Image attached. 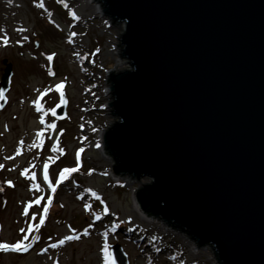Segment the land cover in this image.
<instances>
[{
    "label": "water",
    "instance_id": "water-1",
    "mask_svg": "<svg viewBox=\"0 0 264 264\" xmlns=\"http://www.w3.org/2000/svg\"><path fill=\"white\" fill-rule=\"evenodd\" d=\"M98 1L125 24L131 66L108 74L111 172L150 178L135 194L141 212L210 245L220 264H264V0ZM55 111L63 119L65 104ZM110 253L127 264L119 245Z\"/></svg>",
    "mask_w": 264,
    "mask_h": 264
},
{
    "label": "rangeland",
    "instance_id": "rangeland-1",
    "mask_svg": "<svg viewBox=\"0 0 264 264\" xmlns=\"http://www.w3.org/2000/svg\"><path fill=\"white\" fill-rule=\"evenodd\" d=\"M40 3L44 4L43 8L39 7ZM83 3L99 7L101 12L79 17L85 13V6L75 8V0L71 4L68 0H0V77L3 59L11 64L12 70L5 104L0 109V164L4 165L0 169L3 189L0 191V243L12 244L22 239L25 233L20 229H27L29 223L38 224L48 197H52L45 223L31 234L39 240L32 241L30 237L32 246L27 253L0 251V264H23L33 256L36 264H106L102 251L105 244L109 253L111 246L119 245L127 264H185V260L177 259L179 253L185 252L182 246L185 241L193 244V254L200 255L197 264H220L210 245L197 244L172 224L143 212L139 213L137 223L128 217L136 192L150 184L151 179L113 175L111 168L116 164L101 142L103 132L119 121L113 116L112 105L107 104L114 101L108 74L131 70L129 61L121 56L119 43L125 24L104 14L98 0ZM72 12L79 19H74ZM72 33L76 35L73 37ZM4 38L9 40L7 45L3 43ZM70 38L78 46L69 43ZM49 55L53 56L51 62L47 60ZM49 70L54 75H49ZM61 82L65 84L67 101L64 118L59 120L51 114L50 110L60 102L59 93L52 90L40 100L48 112L45 124L41 125L42 113L35 110L33 101L40 92L54 89ZM74 89L80 99L75 97ZM98 95H102V100L96 103ZM47 124H55L56 129H47ZM40 130H44L43 144L29 147L33 142L39 144L36 134ZM57 138L63 155L52 151ZM21 140L24 141L22 154L16 156ZM81 148L83 152L77 165L76 153ZM13 156L14 159H6ZM46 162L53 185L62 169L78 167L79 170L59 183L52 193L43 177ZM25 168L30 169L29 175L35 173V180L20 175ZM34 184L41 191L32 188ZM93 191L100 200L92 195ZM41 196L44 199L36 205L34 201ZM29 202L32 207L26 217L22 212ZM85 204L91 208L86 210ZM105 207L109 210L107 213ZM97 215L99 220L95 218ZM149 224L168 232L167 239L153 230L152 233ZM72 234L81 238L66 241L57 248L49 247ZM44 248H48L46 253L41 251ZM33 252L36 254L32 255ZM108 264H111V253Z\"/></svg>",
    "mask_w": 264,
    "mask_h": 264
},
{
    "label": "snow or ice",
    "instance_id": "snow-or-ice-1",
    "mask_svg": "<svg viewBox=\"0 0 264 264\" xmlns=\"http://www.w3.org/2000/svg\"><path fill=\"white\" fill-rule=\"evenodd\" d=\"M10 2H11V0H10ZM60 2H63V0H60ZM64 6L68 7L67 4H64ZM39 7L43 8L44 4L40 3ZM71 15L73 16L74 19H78V17L76 16L75 12H72ZM19 31H26V30L25 29H19ZM75 35H76V33H72L73 37ZM71 42H72V40L70 38L69 39V43H71ZM3 43L5 45H7L9 43V40L7 38H4ZM47 60L49 62H51L53 60V56L52 55L47 56ZM49 75H54V73L51 70H49ZM64 88H65V84L63 82H61V83L56 84L54 89H45L42 92H40V90H37L38 92H40V95L38 96V98L36 100L33 101V105L35 107V110L38 113H42V115L39 118V123L41 125L45 124V116L48 115V112L44 110L42 104L40 103V100L43 98V96H46L49 91L54 90L55 92L59 93V95H60V104L57 105V107H60L61 105L67 103V101L65 100V96H64V91H63ZM3 100H5V95H4V92L2 90H0V101H3ZM2 106L3 105L0 104V107H2ZM50 111H51V114L53 116H55V114H56L55 108L51 109ZM47 129L55 130L56 129V125L55 124H47ZM36 135H37L39 144H37V142H33V144L30 145L29 147L34 148V147H37V146H40V145L43 144V139L42 138L44 136V130H40L39 132H37ZM23 146H24V141L23 140L19 141V147L17 148L16 153H15L16 156H19V155L22 154L21 149L23 148ZM97 147H99V145H97ZM52 151L53 152H57L58 151L61 155L64 154V150L59 147V139L58 138H57L56 144L52 148ZM81 152H83L82 148L79 149L77 151V153H76L77 165H79V162H80V154H81ZM14 158H15V156L6 157V159H14ZM48 160L49 161L53 160V157H51V156L48 157ZM3 167H4V165L0 164V169H2ZM48 169H49V164L46 162L44 164V166H43V177H44V181L48 184V187L51 189L52 193L56 192L57 185L59 183H62L64 180L68 179L69 176L72 173H75V172H77L79 170L78 167H71V168L62 169L60 171V173H59V179L57 180L56 185H53L51 183V181H49ZM29 173H30V169L25 168L24 170L21 171L20 175L24 176L26 178H29L30 180H35L36 179L35 173H32L31 175H29ZM7 183L9 184V186H13L11 181H8ZM32 188H34L37 192L41 191V188H40V186L38 184L32 185ZM0 191H3V189L0 188ZM89 191H91V190H89ZM92 195L97 200H100L99 195H97V193H95L94 191L92 192ZM43 199H44V197L41 196L40 198L36 199L34 201V203L36 205H39L41 203V200H43ZM51 203H52V197L49 196L48 197V201H47V205L43 208V214L41 215L39 223L35 224V225L29 223L27 229L21 228L20 232L21 233H25V234L22 236V239L18 240L17 242L12 243V244L0 243V251H4V252L12 251V252H24V253H27L30 250L31 246H32L31 242H30V237H31L32 241L39 240L38 236H33L31 234L33 232L39 231L40 227L45 223V218L47 217V214H48V211H49V206L51 205ZM31 207H32V202L27 203L25 205L24 209H23L22 215L27 217L29 215V209ZM90 208H91V205L85 204V209L86 210H89ZM108 211H109L108 208L105 207L104 208V212L107 213ZM95 218L97 220H99L100 216L97 215ZM32 219L33 220L36 219L35 215L32 216ZM87 234H88L87 230H85L84 235H87ZM107 235H108L107 232L104 233L105 237H107ZM80 238H81V236L77 235V234L66 235L62 239H60L58 241V243H53L49 247L57 248L58 246L64 245L66 241L79 240ZM153 239H155V238H153ZM41 251L46 253L48 251V248H44ZM102 251L104 252L105 262H106V264H108V261H109V258H110V253L108 252L107 244H105V247H104V249Z\"/></svg>",
    "mask_w": 264,
    "mask_h": 264
},
{
    "label": "bare ground",
    "instance_id": "bare-ground-1",
    "mask_svg": "<svg viewBox=\"0 0 264 264\" xmlns=\"http://www.w3.org/2000/svg\"><path fill=\"white\" fill-rule=\"evenodd\" d=\"M83 1L84 0H75V8H78L79 6H83V5L85 6V13H82V14L78 15L79 17H85L86 13H89V15H91L92 13L93 14L95 13L94 15H96V13L101 12L99 7H96V6L90 7V6L86 5L85 3H83ZM86 1H88V0H86ZM68 2L71 4V0H68ZM2 8H6V5H3ZM13 21H15V19ZM72 44H73V46H78V43L77 42L76 43H73V41H72ZM74 95H75L76 98H79L80 99V96H79V94H77V90H75V89H74ZM90 96H92V95H90ZM101 100H102V95H98V97L96 99V103L98 101H101ZM32 129L35 130V128H32ZM92 149H93V147L91 145V150ZM102 149H103V147L101 148V150ZM132 207H133V209L131 210V212L128 215V217L131 218L133 222H136L137 223V218L139 216V213L141 215L142 212L140 211L139 206L136 204L135 199H133V205H132ZM148 228L151 230V232L153 230V232H155L156 235L159 234L160 236H164L163 238H165V239H167L166 237H167V235H169V234H167L168 232L161 231V229H159L158 226H154V225L149 224L148 225ZM192 245L193 244L190 241L183 242L182 246L185 249V252L184 253H179L180 255L177 256L178 261L185 260V264H197L196 263L197 262V258L200 257V255L199 254H193L194 253V247ZM188 248H189V251H188ZM34 254H36V253L33 252L32 255H34ZM33 258H35V256H33L32 258H29V257L26 258L25 261L23 262V264H36L37 262H35V260Z\"/></svg>",
    "mask_w": 264,
    "mask_h": 264
}]
</instances>
